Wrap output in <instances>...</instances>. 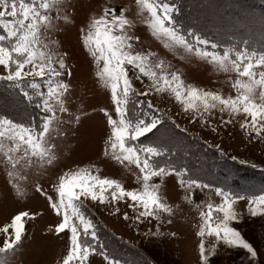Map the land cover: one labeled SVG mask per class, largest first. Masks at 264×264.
Instances as JSON below:
<instances>
[{
    "label": "snow or ice",
    "instance_id": "6c2138e0",
    "mask_svg": "<svg viewBox=\"0 0 264 264\" xmlns=\"http://www.w3.org/2000/svg\"><path fill=\"white\" fill-rule=\"evenodd\" d=\"M135 5L136 17L169 52L184 60L195 56L222 72L234 71L238 77L246 78L235 81L236 95L225 97L186 84L180 70L155 58L154 52L136 50L139 37L129 32L133 20L126 15V7H103L101 14L90 15L80 28L82 48L95 63V76L109 90L114 106V114L101 109L108 129L103 156L125 167L134 165L140 187L127 190L117 179L99 175V169L91 165L60 171L62 139L76 138L79 143L89 119L82 108L70 110L74 92L72 65L67 62L69 54L60 51L53 38V33L61 30L58 22H68L67 9L75 5L71 0H0V99L23 105L30 117L27 123L0 118V164L8 178L5 183L13 185L17 196H25L26 192L16 184L22 173L34 170L37 180L48 176L51 194L39 183L35 193L45 198L57 218L55 234L67 243L66 255L59 264H93L95 255L102 256L105 264H151L143 258L119 259L105 251L97 224L89 215L92 209L88 202L130 221L141 243L164 242L176 236L175 232L161 230L174 223V209L161 192L165 178L172 175L187 192L209 189L219 198V203L208 201L206 209L204 204L195 205L199 210L195 232L198 264H223L220 256L235 252L244 254L246 264H264V256L234 226L246 218L237 209L238 201H246L247 217L264 221V186L234 190L191 177L189 170L177 163L183 146L171 140L177 135L175 129H187L180 128L152 100L153 95L167 94L189 120L212 132L217 131L212 120L224 126L243 113L245 118L239 128L248 142L264 144V17L259 21L261 38L250 50L248 39L240 41L229 36L228 43H221L192 29L185 30L176 19L178 8L166 0H135ZM257 67L261 69L258 73ZM134 81H139L143 90L137 89ZM33 108L39 113V123L31 118L29 110ZM162 129L171 131L168 142L158 135ZM209 147L226 155L218 144ZM231 159L258 167L236 156ZM156 178L158 183L154 182ZM185 199L194 202L191 197ZM121 202L132 210L131 215L127 210L121 212ZM32 219L29 211H19L0 228L5 234L0 264H10L8 254L26 238L25 225ZM146 221H154L155 226L141 231L137 226ZM132 248L140 257L139 245Z\"/></svg>",
    "mask_w": 264,
    "mask_h": 264
},
{
    "label": "rangeland",
    "instance_id": "374dc122",
    "mask_svg": "<svg viewBox=\"0 0 264 264\" xmlns=\"http://www.w3.org/2000/svg\"><path fill=\"white\" fill-rule=\"evenodd\" d=\"M71 2L75 7H69L66 12L70 19L68 22L63 20L58 22L61 30L53 33V38L58 41L59 50L69 54L67 62L72 65L71 83L74 86V92L73 103L69 105L70 110L76 112L82 108L87 111L89 119L86 120L79 143L76 138L62 139L61 161L58 164V170L64 171L69 167L75 169L91 165L94 170L99 169V175L117 179L127 190L138 189L140 187L136 180L138 169L134 165L125 167L103 156L104 140L108 129L101 109H107L114 114V106L111 105L109 90L95 76L97 70L95 63L82 48L80 28L84 26L85 20L90 15L101 14L103 7L118 9L126 7L128 9L126 15L133 20V27L129 32L139 37V41L135 42L136 50L145 53L154 52L155 58L163 59L173 68L179 69L186 84L191 83L203 90L217 92L227 97L236 95L237 89L233 86L235 81L246 78L238 77L234 71L222 72L195 56L184 60L179 55L169 52L150 35L141 19L136 17L135 0H71ZM247 2L253 1L248 0ZM256 4L252 3L249 8H246L243 4L239 5L235 2L222 4L218 0H205L203 4L191 2L190 6L196 16L201 18L206 16L213 24L219 23L229 32L235 28L240 35L244 31L245 35L249 36V26L253 24L252 22H257L262 18L263 8ZM255 34L256 31L253 36ZM256 36L258 37V34ZM255 70L258 73L261 69L257 67ZM65 79L67 80V77ZM134 86L143 90V85L139 81H134ZM152 100L154 106L167 113L180 125V128L187 129L186 132L175 129L177 133L175 136H171L170 130L162 129L158 135L164 142H168L171 136L173 142L178 141L183 146V152L177 163L185 166L191 177L213 185H227L234 190L264 186V144L259 141L248 142L239 128V122L245 118L243 113L238 114L232 124L224 126H221L218 120H212V126L217 127V131L212 132L211 128L189 120L179 105L167 94L153 95ZM34 120L35 123H39V113L36 109ZM148 135L151 137V134ZM141 140L144 141L145 138L142 137ZM57 143L61 144V141ZM217 144L226 153L225 156H221L215 147H209V145ZM195 149L198 152H194ZM232 156L246 159L257 164L258 167L241 165L238 161H233ZM7 179L3 165L0 164V228L19 211L26 210L34 216V219L27 221L25 225L26 238L12 252H9L10 264H59L66 255L67 243L55 234L57 218L50 211L45 198L35 193L36 183H39L51 194L48 176L37 180L34 170H28L26 174L22 173L16 184L21 192H26L25 196H17L13 185L5 183ZM154 182L158 183L159 178H156ZM161 192L165 201L173 207L175 212L174 223L162 226L161 230L175 232L176 236L154 244L141 243V238L136 235V227L132 226L130 221H124L120 214L110 215L103 206L96 207L91 201L88 202L92 209L89 215L97 224V230L99 229L98 231L105 235H100L98 232L100 244L104 246L105 251L119 258L120 255H126L122 252L126 246L132 248V245H139V252L151 264H198V237L195 236V232L198 230L199 210L195 205L204 204L206 209L208 201L219 203V198L214 191L209 189L185 191L180 187L174 175L165 178ZM186 196L193 198L194 202L189 203L185 199ZM119 206L121 212L127 210L130 215L132 214V210L127 208L123 202ZM246 208V201L237 202L238 211L242 212L246 218L234 226L264 256V251H262L264 221L247 217ZM154 226V221L151 223L146 221L137 227L144 231ZM60 235L63 236V234ZM105 237L114 239L112 240L113 250L106 248V244L103 243ZM4 239L5 234L0 232V247L3 246ZM127 250L130 254L131 251ZM135 255L136 253H132V260L137 259ZM220 260L223 264H246L242 252L222 254ZM93 264H105L103 257L95 255Z\"/></svg>",
    "mask_w": 264,
    "mask_h": 264
},
{
    "label": "trees",
    "instance_id": "16d2710c",
    "mask_svg": "<svg viewBox=\"0 0 264 264\" xmlns=\"http://www.w3.org/2000/svg\"><path fill=\"white\" fill-rule=\"evenodd\" d=\"M247 1L246 0H237V1L236 0H218V2L222 4H226L227 2H233V3L235 2L239 5L243 4L246 8H249L252 3L254 4L257 3L258 5L256 4V6L263 8L261 17H264V0H255V2L254 0H252L253 2H247ZM166 2L172 3L178 8V12L176 13V19L180 25H183L185 30L192 29L214 41L219 40L221 43H228L229 36L233 37L235 40H240V41H242L243 39H248L249 49L251 50V48L255 47L256 42H258L261 38V25L259 23L260 20L257 22H252L253 24L249 26V30H250L249 36H246L244 31L241 32L244 35L243 34L240 35L238 30L235 28L231 29L229 32V30L226 27L220 25L219 23L213 24L206 16H204L203 18L196 16L195 12L193 11V8L190 6V3L192 2L193 4L195 3L203 4L205 0H166ZM255 31H256V34L255 36H253ZM257 34H258V37L256 36ZM2 92H3V86L0 85V93ZM29 111L31 112V118H34L35 109L33 108V109H30ZM4 117L12 118L13 120L24 122V123H27L28 120L30 119L28 114L23 111V105L8 103V102H5L3 99H0V118H4ZM195 150L194 152H198L197 150L196 151ZM98 232H100V235L105 236L101 231H98ZM112 240L114 239L111 237H108V238L105 237V240L103 241V243L106 244V248L108 250L110 249L113 250ZM125 248L122 249V252H124V254L126 255L125 256L120 255L119 259L132 260V257H131L132 253L134 254L136 253V251H134V249L132 248H127V246ZM127 249L131 251L130 254ZM135 256L137 259H140L141 257L144 259L142 255L140 257H138L137 255ZM114 257H116V255Z\"/></svg>",
    "mask_w": 264,
    "mask_h": 264
}]
</instances>
